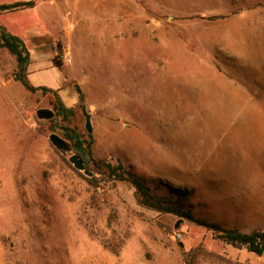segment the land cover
Wrapping results in <instances>:
<instances>
[{
    "label": "rangeland",
    "instance_id": "1",
    "mask_svg": "<svg viewBox=\"0 0 264 264\" xmlns=\"http://www.w3.org/2000/svg\"><path fill=\"white\" fill-rule=\"evenodd\" d=\"M33 1L0 24L26 42L32 85L76 110L72 126L87 134L91 116L97 161L191 191L202 220L264 230V0ZM16 69L0 48V264H264L69 167L36 115L53 99Z\"/></svg>",
    "mask_w": 264,
    "mask_h": 264
},
{
    "label": "trees",
    "instance_id": "2",
    "mask_svg": "<svg viewBox=\"0 0 264 264\" xmlns=\"http://www.w3.org/2000/svg\"><path fill=\"white\" fill-rule=\"evenodd\" d=\"M34 5L33 0L3 3L0 4V15L30 9ZM0 48L7 50L16 60L15 81L21 83L32 94H42L53 99L55 118L50 121L51 130L61 135L69 143L73 153L84 161L86 169L92 171L94 175L88 177L83 172L76 170L68 159L62 155L64 162L69 167L91 183L97 182L96 176H102L104 180L114 183H125L135 190L138 203L141 206L160 215H173L179 220H189L213 231L220 240L228 245L245 248L257 256L264 255V230L244 233L236 228L225 229L219 224L202 220L193 212L191 205L193 194L191 191L174 186L161 179L149 180L121 163L112 165L106 161H97L93 151L94 139L92 134H83L72 126L76 110L65 105L60 97L59 90L47 86L36 87L30 82L28 68L32 57L24 39L11 33L0 24ZM53 62L55 66H61L57 58H53ZM75 89L78 94L79 108L83 113H86L85 95L77 84H75ZM92 166H95L97 171H94ZM187 264H191V262L187 260Z\"/></svg>",
    "mask_w": 264,
    "mask_h": 264
},
{
    "label": "water",
    "instance_id": "3",
    "mask_svg": "<svg viewBox=\"0 0 264 264\" xmlns=\"http://www.w3.org/2000/svg\"><path fill=\"white\" fill-rule=\"evenodd\" d=\"M37 118L39 120H45V121H50L55 118V111L53 109H47V108H42L39 109L36 113ZM86 130L88 134L93 133V127L91 124V116L86 115ZM51 143L64 151H69L71 152L70 157H69V162L73 165V167L80 171L83 172L86 176L88 177H93L94 173L90 171L89 169H86L84 161L75 153H73L72 148L70 147L69 143L60 135L56 133H52L49 137ZM184 220L178 221V223L175 225V229L178 230L180 228L181 223Z\"/></svg>",
    "mask_w": 264,
    "mask_h": 264
},
{
    "label": "crops",
    "instance_id": "4",
    "mask_svg": "<svg viewBox=\"0 0 264 264\" xmlns=\"http://www.w3.org/2000/svg\"><path fill=\"white\" fill-rule=\"evenodd\" d=\"M73 53H74V52H73ZM31 57H32V55H31ZM32 61H33V59H32ZM32 61H31V62H32ZM69 62H72V61L70 60ZM74 87H75V84H74ZM79 87H80V86H79Z\"/></svg>",
    "mask_w": 264,
    "mask_h": 264
}]
</instances>
